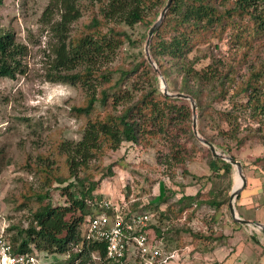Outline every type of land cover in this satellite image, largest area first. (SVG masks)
<instances>
[{
  "label": "trees",
  "instance_id": "1",
  "mask_svg": "<svg viewBox=\"0 0 264 264\" xmlns=\"http://www.w3.org/2000/svg\"><path fill=\"white\" fill-rule=\"evenodd\" d=\"M167 2L49 0L41 19L54 39L46 58L47 76L52 82L78 85L84 91V100L71 109L83 123V134L80 140L71 141L56 133L53 148L40 156V163L26 164L25 167L39 176L41 184L38 190L26 184L20 195L21 210L31 212L28 218L31 221L28 228L20 229L18 236L10 240L18 253L35 249L38 253L67 255L65 264H140L129 255L119 261L109 259L106 243L83 236V225L96 215L103 200L98 193L103 181L115 176L117 164L105 165V156L120 150L124 143L146 148L156 140L159 165L181 171L183 177L195 178L188 164L207 148L194 134L190 102L164 95L158 74L145 56L137 64L126 63L125 69L113 66L126 42L135 45L127 28L143 26L145 33L139 42L146 41L149 29ZM84 8L90 11V17L74 31L73 27L84 18ZM225 39L232 46L230 53L235 62L216 64L214 61L199 70V58H191L194 50ZM262 46L264 0H173L150 45L152 58L170 92L188 94L196 100L199 122L209 116L214 119L212 115L216 114L219 122L213 128L218 131L216 135H222L224 143L217 144L216 136L207 135L201 127L200 134L236 160L233 143L237 147L252 139H261L264 143V60L249 59ZM27 54L28 47L17 40L15 33L0 30V78L13 80L26 73L23 60ZM248 62V69L243 72ZM116 74H120L117 79ZM223 102H228L229 107L218 109L216 105ZM207 153L211 175L228 176L232 182L234 166L214 158L209 149ZM252 165L264 172V156L256 158ZM198 184L193 182L186 187L194 188ZM127 190L129 203V185ZM56 193L63 199L62 203L55 202ZM202 195L200 189L196 195L183 194L180 200L195 201ZM168 200L166 196L161 203ZM229 200L227 196L224 201L215 200L210 204L214 215L212 225L206 229L209 235L205 231L202 232L205 235L198 234L189 227L176 228L171 223L166 229L161 228L153 218L150 238L168 252L194 247L195 253H202L215 243L216 247L226 245L228 236L218 234L221 226L217 225L219 212L228 206ZM241 200L240 194L236 202L238 210ZM160 207L140 199L129 203V213L152 215V211H159L162 219L169 220ZM193 207L194 204L185 206L177 216ZM195 212L186 217L189 225L196 217ZM184 233L191 237L190 242L184 241ZM256 243L262 250L256 264H261L264 247ZM191 264L206 262L194 259Z\"/></svg>",
  "mask_w": 264,
  "mask_h": 264
},
{
  "label": "rangeland",
  "instance_id": "2",
  "mask_svg": "<svg viewBox=\"0 0 264 264\" xmlns=\"http://www.w3.org/2000/svg\"><path fill=\"white\" fill-rule=\"evenodd\" d=\"M84 3L87 4V2ZM48 4L49 0H2L0 4V30L15 33L17 40L28 47V54L23 60L26 73L13 80L0 78V235L7 240L18 236L19 230L28 228L31 221L28 219L31 212L21 210L20 207V195L25 185L29 184L33 189L38 190L41 184L39 176L25 167L26 164L28 162L34 165L40 163V156L47 154L53 148L56 133L62 134L64 139L71 141L80 140L83 134V123L72 114L71 109L84 100V91L78 85L52 82L47 76L46 58L54 39L44 27L41 19ZM89 17L90 11L84 8V18L73 27V30L82 26ZM127 30L135 45L126 42L113 62V66H120L123 69L126 63L133 61L137 64L141 61V57H146V41L139 42L145 33V28L137 25ZM231 47L228 39L222 42L215 40L210 44L199 46L191 54V58H199L197 65L199 70L206 68L214 61L216 64L219 61L223 64H227V61L234 63L235 60H232L230 53ZM232 51L234 52L235 49ZM254 54L249 56L251 61H263L264 46ZM239 59L238 56L237 60ZM249 63L245 65L243 72L247 71ZM115 76L117 79L120 74ZM151 78L150 76V80ZM158 84L162 88L161 81ZM216 107L226 109L229 104L223 102L217 104ZM212 116L214 119L210 116L201 122L198 119V127L203 128L207 135L216 136L214 138L217 144L224 143L222 135H216L218 131L213 128L219 122L216 114ZM243 126H246L245 122ZM155 144L156 140H152L145 148L132 143H124L120 150L110 152L105 156V165L117 164V166L114 168L115 176L104 180L98 193L103 200L128 203L126 194L129 185L130 202L142 199L145 204L161 205V210L167 213L169 220L162 219L159 211H152V219L154 218L152 221L159 227L166 229L171 223L176 228L189 227L198 234L205 235L202 234L205 231L209 235L210 231L206 229L212 225L211 218L214 215L210 204L215 200L224 201L227 196L230 197L235 186L241 184L237 169L234 167L232 182L229 181L228 176L222 178L212 176L206 162L208 148L202 144L207 149L200 152L193 163L188 164L195 178L190 175L183 177L181 171L167 169L157 163ZM232 147L233 154L244 165L246 176L248 174L252 177L255 174L264 178L261 168L252 165L256 158L264 156V143L261 139L249 140L242 147H237L233 143ZM216 148L218 152L229 155L222 148ZM199 176L200 179H197ZM193 182H199V184L193 189H188L186 185L193 184ZM253 184L250 185L248 181L241 195L243 196L247 191L253 192ZM51 189L54 190V188ZM200 189L203 190V195L197 197V200H180L183 194L184 196L196 195ZM166 196L169 200L161 203ZM55 197L56 203L63 202L57 193ZM252 202L257 203L258 206L250 208L253 212L245 211L243 208L247 206L241 200L239 210L236 207L238 214L241 218L247 219L246 217H253L256 211L259 213V218L264 220V190L260 196L252 198ZM190 204H194L195 207L188 209L187 213L182 216H177L181 209ZM193 210H196V217L189 225L186 217ZM219 214L220 224L217 226H221V229L218 234H226L228 240L226 245L216 247V264H244V262L245 264H256L262 251L256 241L263 244V234L257 229L246 227L247 236L243 235L241 238L231 236L234 232L233 228L236 227L232 218L230 219L231 215L230 217L228 215L230 214L229 202ZM183 236L186 243L191 241L188 234L184 233ZM253 236L255 239L251 240ZM207 248L206 250L210 251L211 247ZM189 249L190 251L185 252V256L181 257L182 261L177 260L172 264H191L194 259L201 260L202 255L195 253L194 247H189ZM40 258L47 264H65L68 256L40 253ZM261 261V264H264V256ZM208 264L211 262L209 261Z\"/></svg>",
  "mask_w": 264,
  "mask_h": 264
},
{
  "label": "built area",
  "instance_id": "3",
  "mask_svg": "<svg viewBox=\"0 0 264 264\" xmlns=\"http://www.w3.org/2000/svg\"><path fill=\"white\" fill-rule=\"evenodd\" d=\"M99 211L83 225V236L88 240L107 244V257L119 261L133 256L140 264H172L182 261L189 247L168 252L155 245L150 238L152 215L130 214L129 204L104 199ZM0 264H47L40 253H18L16 247L0 235Z\"/></svg>",
  "mask_w": 264,
  "mask_h": 264
},
{
  "label": "water",
  "instance_id": "4",
  "mask_svg": "<svg viewBox=\"0 0 264 264\" xmlns=\"http://www.w3.org/2000/svg\"><path fill=\"white\" fill-rule=\"evenodd\" d=\"M172 2L173 0H168L167 5L161 12L159 18L148 31V37H147L146 44H145L146 59L149 62V64L153 67L155 72L158 74L159 79L162 83L161 90L165 96L173 98V99H183V100H187L190 102L192 111H193V131H194L196 138L199 140V142L203 144L204 146H206L211 151L214 158H221L229 162L230 164H232L237 169V173L242 179V184L238 187L235 186V188L232 190V193L230 195L229 211H230V215H231L233 222L236 224L242 225V226H246L248 228L257 229L264 236V223L241 218L236 209L237 199L240 196L241 192L245 189V187L248 184V180L244 172L243 163L239 160H236L230 155H226L224 153L218 152L217 148L200 134L199 127H198V104L196 100L188 94H184L180 92H175V93L170 92L169 86H168V83L165 77L162 75L158 67V64L152 58V55L150 52V45L152 42V38L155 35V33L158 31V29L161 27L163 20L171 7ZM263 246H264V243H263Z\"/></svg>",
  "mask_w": 264,
  "mask_h": 264
},
{
  "label": "crops",
  "instance_id": "5",
  "mask_svg": "<svg viewBox=\"0 0 264 264\" xmlns=\"http://www.w3.org/2000/svg\"><path fill=\"white\" fill-rule=\"evenodd\" d=\"M248 177V181H249V184L252 185L253 183V188H254V191L253 192H250V191H247L249 193H245L243 196H242V201L246 204L247 207H244L243 209L245 211L247 210H250L252 211L250 208L251 207H255V206H258L257 203H254L252 202V198H255L257 196H260V193H262V191L264 190V178H262V176H257V175H252V177H250L248 174L247 176ZM252 183V184H251ZM193 189L192 187H188V189ZM249 203V205H248ZM254 205V206H253ZM254 210V209H253ZM255 211V210H254ZM253 212V211H252ZM254 216L253 217H246L248 220H251V221H259V222H262L264 223V220L260 219L259 218V213L255 211V213H253ZM244 228H233L234 232H233V235L231 236H238V237H243V235H246L247 236V229H246V226H243ZM249 233V232H248ZM250 234V233H249ZM251 235V234H250ZM245 236V237H246ZM232 237V238H234ZM229 241H231V238H229ZM262 244V243H261ZM242 245V244H241ZM263 245V244H262ZM240 245H238L239 247ZM213 248L212 250L210 251H207L206 249H204V251L202 253H198L200 255H202L201 257V260L206 262V264H208V262L210 261L211 264H216V243L213 245ZM262 262V261H261ZM245 264V262H244Z\"/></svg>",
  "mask_w": 264,
  "mask_h": 264
},
{
  "label": "bare ground",
  "instance_id": "6",
  "mask_svg": "<svg viewBox=\"0 0 264 264\" xmlns=\"http://www.w3.org/2000/svg\"><path fill=\"white\" fill-rule=\"evenodd\" d=\"M240 178H241V177H240ZM241 184H242V179H241ZM241 184H240V185H241ZM240 185H239V186H240ZM237 187H238V186H237Z\"/></svg>",
  "mask_w": 264,
  "mask_h": 264
}]
</instances>
